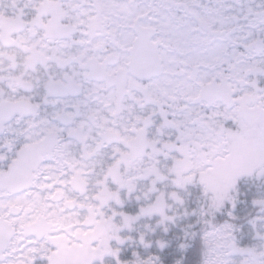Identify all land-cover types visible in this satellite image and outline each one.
Returning a JSON list of instances; mask_svg holds the SVG:
<instances>
[{
	"label": "snow or ice",
	"instance_id": "6c2138e0",
	"mask_svg": "<svg viewBox=\"0 0 264 264\" xmlns=\"http://www.w3.org/2000/svg\"><path fill=\"white\" fill-rule=\"evenodd\" d=\"M0 264H264V0H0Z\"/></svg>",
	"mask_w": 264,
	"mask_h": 264
}]
</instances>
